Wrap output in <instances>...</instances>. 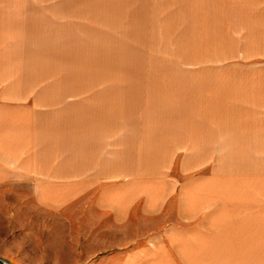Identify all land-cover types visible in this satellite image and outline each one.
<instances>
[{
	"label": "rangeland",
	"instance_id": "374dc122",
	"mask_svg": "<svg viewBox=\"0 0 264 264\" xmlns=\"http://www.w3.org/2000/svg\"><path fill=\"white\" fill-rule=\"evenodd\" d=\"M128 1L0 23V88L47 126L43 165L0 182V258L264 264V0ZM114 91L147 96L110 130ZM169 108L180 117L160 123ZM235 159L242 173L223 169Z\"/></svg>",
	"mask_w": 264,
	"mask_h": 264
},
{
	"label": "crops",
	"instance_id": "0c3cea01",
	"mask_svg": "<svg viewBox=\"0 0 264 264\" xmlns=\"http://www.w3.org/2000/svg\"><path fill=\"white\" fill-rule=\"evenodd\" d=\"M256 1L254 3L252 2L251 4H257ZM9 4L13 6H20V8L18 10L14 9V12L11 13H5V10L1 11L0 8L1 27L7 30H13L15 28L19 29L20 27L18 24L20 22L32 21V18L29 17L31 16V14H28L31 9H27V6H48V9H44L45 13L47 11L52 12V6H60L62 7V11L65 10V12L68 14H79L83 12V9L85 12H87L85 8L93 9L89 12L106 11L111 13L113 12L114 7H121L125 5L127 6L128 4H131V2H129L128 0H12V3H2L3 6H8ZM138 4L142 3L139 2ZM21 6L26 7L21 9ZM38 12L40 11L38 10ZM20 15L25 17H20ZM4 82V78H0V85L5 86ZM17 83H14L12 81V83L9 84L15 85ZM102 96H104L108 101V108H112V111L110 113L111 117H109L111 119L108 118V122H104L103 124L111 130V128L114 129L116 127H119L118 124L114 121L119 115L116 116L114 113H119L120 115L124 114V112L128 111L131 108V106L129 105L135 103V101L138 102L140 99L144 98L147 95H144L142 93L125 94L114 91L111 93L106 92V94ZM149 96L153 98H161L165 96V93L163 92V89L157 88V90H155L154 93ZM22 101L23 100H21V96L19 93H6L4 89L0 88V182L25 180V178L20 176L26 175L25 173L28 172V170L26 171V169H29L31 173H36L37 170L35 169V167H37L39 164L43 165V163L47 159L46 153L44 152L47 150L46 144L44 143V146L41 145L40 147H37L36 144V137L38 136L37 131L39 132L40 137L43 134L47 133L46 121H44V123L42 122L43 116L35 109H27L25 107L22 108ZM101 108H103V105H101V107L96 106L92 111L88 110V112L90 113L94 111L95 113L101 110ZM172 111L174 113V111L176 110H171L170 108L165 109L162 112L161 109L158 110V113L161 112L160 115H158V120L160 121V123L163 122V119L166 120L167 118L170 119V121L174 122L175 119H178L180 117V113L178 114L177 112L176 115H173ZM38 115L41 121H38ZM106 116H108V113H106ZM185 118L187 119L188 117L186 116ZM171 125L172 122L169 124L168 128L171 127ZM192 126L198 129L199 127H201V125L198 123ZM257 140L259 142H264V134L258 135ZM256 149V152L263 151V154H260V156H263L264 165V147H259ZM37 150H39V152ZM237 151H247L248 156H250L251 153V150L249 149H240ZM227 152L233 153L232 150ZM231 158L232 155L228 159L231 160ZM236 160L239 159H235V165L232 163V161H225L223 169L230 171L234 168L242 173V170L240 168L241 164ZM249 169V173L253 171L256 172L255 170L251 169V167H249ZM22 170H25V173H21ZM41 174L43 173L41 172ZM250 227L251 226H249L247 229L249 231L250 229H252L253 231H251V233L253 234V238H257V231L255 227ZM261 236L264 237V233L263 235L261 234ZM248 237H250V233L247 235V238Z\"/></svg>",
	"mask_w": 264,
	"mask_h": 264
},
{
	"label": "water",
	"instance_id": "95a60500",
	"mask_svg": "<svg viewBox=\"0 0 264 264\" xmlns=\"http://www.w3.org/2000/svg\"><path fill=\"white\" fill-rule=\"evenodd\" d=\"M0 264H9V263L0 258Z\"/></svg>",
	"mask_w": 264,
	"mask_h": 264
}]
</instances>
